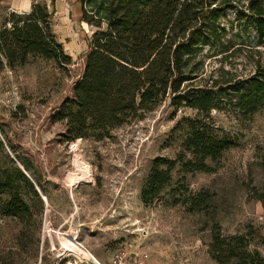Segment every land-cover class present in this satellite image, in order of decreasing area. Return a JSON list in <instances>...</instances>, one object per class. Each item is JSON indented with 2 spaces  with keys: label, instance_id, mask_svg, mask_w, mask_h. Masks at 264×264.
<instances>
[{
  "label": "rangeland",
  "instance_id": "rangeland-1",
  "mask_svg": "<svg viewBox=\"0 0 264 264\" xmlns=\"http://www.w3.org/2000/svg\"><path fill=\"white\" fill-rule=\"evenodd\" d=\"M233 1L237 9L247 8L248 0ZM37 2L47 5L71 62L60 67L30 55L17 69L0 71V167L10 168L14 158L33 183L41 182L46 198L26 191L29 213L16 217L4 213L10 197L0 194V264H39L41 257V264L50 263V243L43 251L41 246L45 218L55 230L79 229L82 244L104 264L120 250L138 255L143 264H264V206L257 197L264 194V106L243 119L232 108L206 117L162 104L104 139L68 140L58 115L64 106L75 110V86L94 34L106 25L99 30L82 21L79 0ZM15 3L0 0V27L11 13L27 14ZM237 9L223 18L229 28L226 65L247 75L256 60L264 66V45L257 44L250 26L238 27ZM196 119L233 146L207 161L211 171L185 173L177 165L170 184L145 205L141 192L154 162L177 158L191 133L189 120ZM200 198L204 203L191 209ZM214 238H221L215 247Z\"/></svg>",
  "mask_w": 264,
  "mask_h": 264
},
{
  "label": "trees",
  "instance_id": "trees-1",
  "mask_svg": "<svg viewBox=\"0 0 264 264\" xmlns=\"http://www.w3.org/2000/svg\"><path fill=\"white\" fill-rule=\"evenodd\" d=\"M233 2L79 0L82 21L99 30L106 25V31L94 34L83 77L74 89L75 110L64 106L58 115L66 123L67 139H104L112 130L143 118L162 104L176 111L195 110L206 117L212 110L232 108L243 119L252 118L264 106V66L256 60L253 72L247 75L227 68L230 45L225 37L229 28L223 18L230 9H237ZM237 12L238 27L250 26L257 44L263 46L264 0H248L247 8ZM30 55L60 67L71 62L42 2L34 3L27 14L11 13L0 27V71L17 69ZM4 123L0 118L2 135ZM189 125L191 133L177 158L154 162L141 192L145 205L170 184L177 165L185 173L211 171L207 161L216 160L233 146L209 134L198 119L189 120ZM16 162L11 158L10 168L0 167V194L10 197L4 213L22 217L29 213L23 195L29 191L39 197L36 187L44 190V186L37 178L33 183L28 169ZM257 197L264 206V194ZM204 201L194 199L191 209H199ZM214 239L215 247L221 238Z\"/></svg>",
  "mask_w": 264,
  "mask_h": 264
},
{
  "label": "built area",
  "instance_id": "built-area-1",
  "mask_svg": "<svg viewBox=\"0 0 264 264\" xmlns=\"http://www.w3.org/2000/svg\"><path fill=\"white\" fill-rule=\"evenodd\" d=\"M80 231L70 227L59 231L53 228L51 222L45 218L42 226L41 246L50 243L51 261L49 264H104L82 244ZM85 247V248H84ZM42 263V257L39 264ZM109 264H143L142 258L126 251H117Z\"/></svg>",
  "mask_w": 264,
  "mask_h": 264
},
{
  "label": "crops",
  "instance_id": "crops-1",
  "mask_svg": "<svg viewBox=\"0 0 264 264\" xmlns=\"http://www.w3.org/2000/svg\"><path fill=\"white\" fill-rule=\"evenodd\" d=\"M40 1H47V0H40ZM36 2L37 0H16L14 6L16 10L20 11L21 13H29L31 11L32 5Z\"/></svg>",
  "mask_w": 264,
  "mask_h": 264
},
{
  "label": "water",
  "instance_id": "water-1",
  "mask_svg": "<svg viewBox=\"0 0 264 264\" xmlns=\"http://www.w3.org/2000/svg\"><path fill=\"white\" fill-rule=\"evenodd\" d=\"M37 191L39 192V194L41 195L40 193V190L38 189V187H36ZM42 199L46 202V199L41 195Z\"/></svg>",
  "mask_w": 264,
  "mask_h": 264
},
{
  "label": "bare ground",
  "instance_id": "bare-ground-1",
  "mask_svg": "<svg viewBox=\"0 0 264 264\" xmlns=\"http://www.w3.org/2000/svg\"><path fill=\"white\" fill-rule=\"evenodd\" d=\"M41 194H43V193H41ZM44 198H45V196L44 195H42ZM46 199V198H45ZM85 248V247H84ZM86 250H87V248H85Z\"/></svg>",
  "mask_w": 264,
  "mask_h": 264
}]
</instances>
